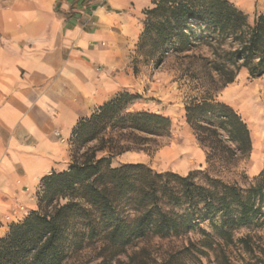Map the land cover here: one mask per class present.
Masks as SVG:
<instances>
[{"label":"trees","instance_id":"16d2710c","mask_svg":"<svg viewBox=\"0 0 264 264\" xmlns=\"http://www.w3.org/2000/svg\"><path fill=\"white\" fill-rule=\"evenodd\" d=\"M143 13L138 49L155 64L170 53L208 46L211 56L184 58L192 60L188 70L207 76L215 89L234 82L243 67L253 78L264 77V13L256 12L250 21L230 0H153ZM140 97L121 91L78 121L70 138L74 160L67 169L42 178L38 209L12 223L0 237V264H65L72 252L88 245L99 247L102 260L96 264H110L138 240L181 237L197 230L201 246L217 251L218 264H233L223 243H233L237 229L264 223V167L243 187L209 171L201 180L198 172H160L140 162L112 166L114 156L146 149L171 133L170 116L129 110ZM185 117L208 162L229 164L252 152L246 121L211 93L191 96ZM93 141L97 144L79 160L77 153ZM99 151L108 155L98 157ZM206 219L211 232L201 227ZM191 246L196 244L191 242L183 251ZM120 264L147 263L132 256Z\"/></svg>","mask_w":264,"mask_h":264},{"label":"crops","instance_id":"0c3cea01","mask_svg":"<svg viewBox=\"0 0 264 264\" xmlns=\"http://www.w3.org/2000/svg\"><path fill=\"white\" fill-rule=\"evenodd\" d=\"M230 1L264 13V0ZM152 2L0 0V237L37 209L42 178L68 168L78 121L124 88Z\"/></svg>","mask_w":264,"mask_h":264},{"label":"rangeland","instance_id":"374dc122","mask_svg":"<svg viewBox=\"0 0 264 264\" xmlns=\"http://www.w3.org/2000/svg\"><path fill=\"white\" fill-rule=\"evenodd\" d=\"M249 16L252 21L254 14ZM145 20L146 15L143 13V28ZM140 35L132 44L129 61L124 67L126 83L121 91L141 95L129 106L130 111L150 110L163 113L171 117L172 129L168 136L151 142L146 149H132L114 156L112 166L140 162L160 172L173 171L182 175L198 172L201 180L204 179L205 172L209 171L212 176L248 187L264 167V124L261 131L258 130L261 120L264 119V77L253 78L243 67L234 82L215 89L207 76H194L187 68L191 58H184L185 54L211 56L208 46L188 53H170L162 63L155 64L139 51ZM207 92L237 110L248 124L251 136L254 128L258 130L256 138L252 136L253 149L249 156L238 158L229 164L220 161L208 162L205 148L197 140L185 117L186 101L191 96H200ZM95 144L97 142L93 141L82 147L77 153L79 160H82V154L87 148ZM73 149L72 146L70 163L74 160ZM103 155H108V152H97L98 157ZM262 212L264 213V204ZM263 218L264 214L261 220ZM201 227L210 232L213 230L209 219L204 220ZM201 238L202 234L197 230L181 237L155 236L141 239L129 247L127 252L110 261V264L127 262L132 256L137 261L145 260L147 264H218L217 251L202 247ZM241 238L244 242L240 241ZM191 242L196 247L191 246L190 250L183 251ZM197 247L205 252L201 253ZM223 249L233 264H264V223L237 229L234 232V242L223 243ZM98 253L97 245H88L72 252L65 264H96L102 260Z\"/></svg>","mask_w":264,"mask_h":264},{"label":"bare ground","instance_id":"6f19581e","mask_svg":"<svg viewBox=\"0 0 264 264\" xmlns=\"http://www.w3.org/2000/svg\"><path fill=\"white\" fill-rule=\"evenodd\" d=\"M250 93H251V92H250ZM239 96H240V95H239ZM243 99L245 100L246 97L244 96ZM248 106H249V105H248ZM263 124H264V119L261 120V123L259 124L258 128L262 127ZM253 128H254V127H253ZM257 131H258V130H255V128H254V130H252V136H253L254 139L256 138V137H255V134H256Z\"/></svg>","mask_w":264,"mask_h":264}]
</instances>
